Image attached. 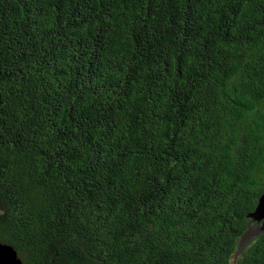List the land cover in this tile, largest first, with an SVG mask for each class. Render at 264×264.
<instances>
[{
    "label": "trees",
    "instance_id": "1",
    "mask_svg": "<svg viewBox=\"0 0 264 264\" xmlns=\"http://www.w3.org/2000/svg\"><path fill=\"white\" fill-rule=\"evenodd\" d=\"M264 0H0V241L23 264H257Z\"/></svg>",
    "mask_w": 264,
    "mask_h": 264
},
{
    "label": "water",
    "instance_id": "2",
    "mask_svg": "<svg viewBox=\"0 0 264 264\" xmlns=\"http://www.w3.org/2000/svg\"><path fill=\"white\" fill-rule=\"evenodd\" d=\"M248 218L246 230L240 234L235 256H238L247 249L248 246L264 233V189L256 207L248 214ZM0 264H23V261L12 245L0 241ZM257 264H264V262Z\"/></svg>",
    "mask_w": 264,
    "mask_h": 264
}]
</instances>
